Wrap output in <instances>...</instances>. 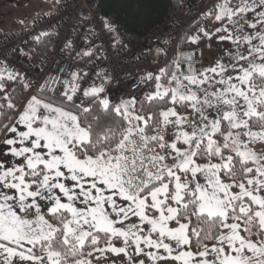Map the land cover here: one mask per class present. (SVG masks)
I'll use <instances>...</instances> for the list:
<instances>
[{"label": "snow or ice", "instance_id": "6c2138e0", "mask_svg": "<svg viewBox=\"0 0 264 264\" xmlns=\"http://www.w3.org/2000/svg\"><path fill=\"white\" fill-rule=\"evenodd\" d=\"M84 4L107 48L66 36L61 63L52 26L19 49L39 75L0 56V264H264V0H211L131 95L95 62L168 0Z\"/></svg>", "mask_w": 264, "mask_h": 264}, {"label": "built area", "instance_id": "2783aa9c", "mask_svg": "<svg viewBox=\"0 0 264 264\" xmlns=\"http://www.w3.org/2000/svg\"><path fill=\"white\" fill-rule=\"evenodd\" d=\"M211 6V0H179V13L165 24H155L154 31L156 35H152L151 31L143 38L139 46L133 47L130 45L132 51L126 55H116L115 51L109 49L107 51L108 60H97L95 63L98 67L110 72L114 79L110 85V89H120L121 94L131 95L137 90L136 77L144 70L154 69L152 64L153 54L156 47L174 48L175 40L179 35L186 30L187 27L193 26V21L198 16V13ZM80 7H85L84 0H64L59 8L48 15H44L28 24L25 29L14 35H0V56L8 54V60L16 68H23L29 72L30 75H39V67H30L40 63L38 57L33 61H29L23 56H19V49L23 48L25 51L33 48L34 42L32 36L37 35L40 31H48L52 26L59 35H53V39L49 48H55L54 53H49L54 60L64 63L67 61V56L60 52L63 38L66 36L73 37L78 49L87 48L89 45L84 42V37L93 43L101 44L107 48L106 37L97 39L88 34V25L80 26L78 24V11ZM210 25V24H209ZM73 28L76 30L73 31ZM171 37V41H169ZM169 41V43H162ZM16 48L17 52L12 54V49ZM150 50V51H149ZM134 53L140 55L139 60H133ZM173 53L169 52V56ZM163 59V58H162ZM87 63V61H85ZM53 65L49 64V68ZM83 67V65H81ZM95 71V68L92 69Z\"/></svg>", "mask_w": 264, "mask_h": 264}, {"label": "rangeland", "instance_id": "374dc122", "mask_svg": "<svg viewBox=\"0 0 264 264\" xmlns=\"http://www.w3.org/2000/svg\"><path fill=\"white\" fill-rule=\"evenodd\" d=\"M55 1L56 0H0V35H12L14 29L9 27L11 25L9 21H14L20 25L21 21L23 23L31 21L39 14H50L55 12L57 10L55 8ZM208 27L211 28L212 25L210 24ZM202 47L205 48L203 57L204 62L206 64H211L213 62L212 58L216 53L208 51L205 45H202ZM216 47L217 45L213 42V48L215 49ZM181 50H189V46L186 45L185 48ZM162 58L163 57H160L159 59ZM156 59L158 58L156 57ZM157 66L158 65H154V68Z\"/></svg>", "mask_w": 264, "mask_h": 264}, {"label": "trees", "instance_id": "16d2710c", "mask_svg": "<svg viewBox=\"0 0 264 264\" xmlns=\"http://www.w3.org/2000/svg\"><path fill=\"white\" fill-rule=\"evenodd\" d=\"M178 13H179V0H168L167 6H165L160 12L157 24H165V23L169 22ZM189 28H191V27H187L186 30ZM146 35L147 34H145V36ZM145 36H140L138 39V42L134 45H131V46H133V47L139 46V44L142 42V40ZM50 39H51V43H52L53 39L52 38H50ZM51 43L48 46H50ZM185 46H186V44L182 46V49L185 48ZM42 49H43V45H41V50ZM38 59H40V57H38Z\"/></svg>", "mask_w": 264, "mask_h": 264}, {"label": "crops", "instance_id": "0c3cea01", "mask_svg": "<svg viewBox=\"0 0 264 264\" xmlns=\"http://www.w3.org/2000/svg\"><path fill=\"white\" fill-rule=\"evenodd\" d=\"M63 1L64 0H60V3L59 4H57L56 3V1H55V4H56V6H55V8L56 9H58V7L63 3ZM55 9V10H56ZM54 10V11H55ZM53 12V11H52ZM42 16H44V14H39L36 18H34L33 20H31V21H27V22H24L23 24H21L20 23V25H18L16 22H14V21H9L10 22V26L9 27H11V28H13L14 29V31H13V33H12V35H14V34H18V33H21L24 29H25V27L28 25V24H30L32 21H34L35 19H38V18H40V17H42ZM156 59V53H154L153 54V60H155ZM152 60V61H153ZM153 64V63H152ZM155 65V64H154Z\"/></svg>", "mask_w": 264, "mask_h": 264}]
</instances>
